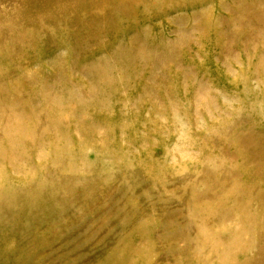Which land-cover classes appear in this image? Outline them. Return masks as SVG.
<instances>
[{"label": "rangeland", "instance_id": "1", "mask_svg": "<svg viewBox=\"0 0 264 264\" xmlns=\"http://www.w3.org/2000/svg\"><path fill=\"white\" fill-rule=\"evenodd\" d=\"M0 264H264V0H0Z\"/></svg>", "mask_w": 264, "mask_h": 264}]
</instances>
